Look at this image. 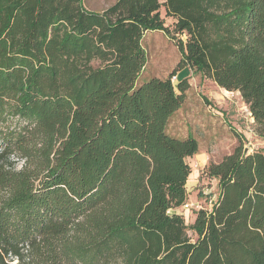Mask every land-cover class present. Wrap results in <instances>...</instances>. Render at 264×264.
Here are the masks:
<instances>
[{
  "label": "trees",
  "instance_id": "trees-1",
  "mask_svg": "<svg viewBox=\"0 0 264 264\" xmlns=\"http://www.w3.org/2000/svg\"><path fill=\"white\" fill-rule=\"evenodd\" d=\"M83 1L0 0V264H264V151L235 133L187 226L199 143L166 131L189 68L238 92L264 141V0ZM147 32L180 62L138 83Z\"/></svg>",
  "mask_w": 264,
  "mask_h": 264
},
{
  "label": "rangeland",
  "instance_id": "rangeland-1",
  "mask_svg": "<svg viewBox=\"0 0 264 264\" xmlns=\"http://www.w3.org/2000/svg\"><path fill=\"white\" fill-rule=\"evenodd\" d=\"M115 0H84V7L93 12H100L112 5ZM160 16L164 19L165 27L171 29L173 20L166 18L163 9ZM146 55V64L138 79L142 83L150 78L165 79L177 69L180 55L175 47V41L167 38L162 32H147L141 41ZM185 79L189 85L185 92V99L181 108L171 117L167 124L168 134L178 138L186 135L194 136L199 148L205 152L198 165L194 160L187 161L191 176L187 180L186 203L192 207L199 205L200 210L211 209L218 196L217 183L202 175L203 169L209 163H218L224 156L230 154L237 145L235 133L243 140V150L251 153L256 150L257 140L254 125L247 107L235 95L220 90L212 81L202 78L189 68L181 69L171 78L176 86L180 80ZM231 105V106H230ZM233 112L239 116V122L234 121ZM264 151V148L261 149ZM20 166L17 165L18 169ZM192 208L176 213L180 215L185 225L193 223L197 211ZM188 235L192 233L188 231Z\"/></svg>",
  "mask_w": 264,
  "mask_h": 264
},
{
  "label": "crops",
  "instance_id": "crops-1",
  "mask_svg": "<svg viewBox=\"0 0 264 264\" xmlns=\"http://www.w3.org/2000/svg\"><path fill=\"white\" fill-rule=\"evenodd\" d=\"M220 89V88H219ZM220 90H222V89H220ZM223 92H226L225 90H222ZM227 93H231V94H233V95H235V96H237L240 100H241V98H240V96H239V93L238 92H227ZM231 106V105H230ZM233 119H234V121L236 122V124H237V122H239L240 120L238 119L239 117V115L235 112H233ZM250 115V114H249ZM251 120V122H253V120L252 119H250ZM188 135H186L184 138H186ZM192 137L193 138H195L193 135H192ZM257 138V137H256ZM196 139V138H195ZM197 140V139H196ZM198 141V140H197ZM255 146H256V150H260V149H263L264 148V141L263 140H261V139H259V138H257V140H255ZM202 153V152H205L203 149H201V148H199V150H198V153ZM201 158H203V154H196V155H194L193 157H191V158H188L187 159V161L189 162V161H191V160H194V165H198V163H199V161L201 160ZM190 176H191V174H190ZM189 176V177H190ZM185 189H186V191H187V184H186V186H185Z\"/></svg>",
  "mask_w": 264,
  "mask_h": 264
},
{
  "label": "built area",
  "instance_id": "built-area-1",
  "mask_svg": "<svg viewBox=\"0 0 264 264\" xmlns=\"http://www.w3.org/2000/svg\"><path fill=\"white\" fill-rule=\"evenodd\" d=\"M192 208H195L196 210H200V207H199V205H196V207L195 206H191V205H189V204H187V203H185L184 205H182V207L180 208L182 211H189V210H191Z\"/></svg>",
  "mask_w": 264,
  "mask_h": 264
},
{
  "label": "water",
  "instance_id": "water-1",
  "mask_svg": "<svg viewBox=\"0 0 264 264\" xmlns=\"http://www.w3.org/2000/svg\"><path fill=\"white\" fill-rule=\"evenodd\" d=\"M244 152H245V153H247V151H246V150H245Z\"/></svg>",
  "mask_w": 264,
  "mask_h": 264
}]
</instances>
